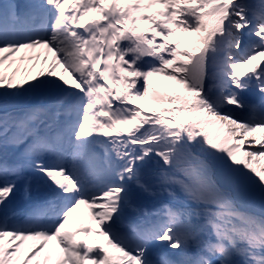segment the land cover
I'll return each mask as SVG.
<instances>
[{
  "label": "rangeland",
  "instance_id": "374dc122",
  "mask_svg": "<svg viewBox=\"0 0 264 264\" xmlns=\"http://www.w3.org/2000/svg\"><path fill=\"white\" fill-rule=\"evenodd\" d=\"M8 1H10L12 7V0H0V24L9 22V20L13 21V11L10 12L11 8L7 5ZM42 1L43 0H40L39 3ZM119 1L126 3L129 0ZM141 1L143 2L140 4L137 2V6L133 11V17L127 16L126 18H119L126 24L137 26L136 29L130 27L127 35L120 36L115 33L117 30L116 27L109 30H107V28H102L99 30L101 34H103V30L107 33L105 32L104 35H93L91 38L93 40H90L89 53L91 55V60L96 61L97 64L100 52L105 50L106 55L105 66L107 69L104 70L105 72L101 73L102 78L98 81L96 80L98 74H96L97 68L95 67V76L91 79L92 87L99 94L101 111L96 113L98 119L93 118L95 116L93 110L94 103L89 99L88 90L87 93L85 90L82 91L83 95H80L81 98L77 100L75 105L70 104L71 94H68L66 97H63L62 94H60V91H66V89H76L71 88V86L77 85L78 88L84 87H82V82L81 86L80 82L77 81L79 79L78 74L72 72L68 67V61L65 59L61 60L62 57L57 50L54 48L51 50V47H46L45 44H42L39 47H21L19 51L3 45V50H0L1 52H5L8 55L20 53L17 54L15 58H23L27 61V64L23 68H29L27 72L29 71L32 77L37 75L41 78L47 75L54 79L51 88L45 87L40 92L34 93V95L39 98L48 97V99L52 101V111L56 109L55 112H53L54 118L48 109H42V115L39 113L33 115L36 107L27 108V113L24 118L29 119L30 121H25L21 125L24 136L26 134H35L37 124L44 123L46 125L48 122H51V119L58 120L59 117H63L62 114H65V112L67 113V111H70L71 115L74 116L77 109L85 107L83 104L84 101H88L89 106L87 109L82 110V112H85L87 115L86 121L83 123V137L81 138V143H79V147L82 150H87L91 144H97V138L100 134L113 130L116 126L121 127L122 122L137 125L142 119V115H158L160 113L158 111L159 108L162 109V114L160 116H164V110H166L169 103V101L166 100L167 95L169 94L173 96L176 91L183 89L187 84V69L190 66L189 60L191 57L185 56V51L181 46L183 43L188 42L189 45H194L196 47L195 51L199 52V56L202 57L200 64H195L189 69V74L192 76L193 83L197 78L199 79L202 76V84L206 86L207 82L214 80L216 76L218 77V79H215V85L206 88L204 91L199 87L188 84L190 89L187 90L190 91H187V93L191 94L193 99H197V103H199L198 108L200 109V115H196L195 117L198 135V140L196 142H198L199 145L198 151L203 154L202 156L205 161L207 164L209 163L208 166L217 170L218 173L226 175L229 170V157L227 156V151L222 147L223 145H218V137L222 134L225 135L227 139L226 145H228V147H230L233 140L231 133L227 132L228 130L222 127V119L224 117L217 112V107H220L219 103H221V101H229L228 103L221 104V107L228 112L231 109L230 106L232 99L230 97V92H228L230 91V88L228 87L229 81L225 78V72L223 68H221V64L218 65L219 68L216 66L218 63H226V60L231 57V54L226 53V49H230V47L226 46V42L228 41L227 36L221 37L216 34L215 32L218 27L216 28L215 24H213L214 22L212 23L214 16L219 14L223 8V1L214 0L219 4V8L221 7L219 10L208 9V2L206 0H179L174 2L175 4L173 7H171V2L168 4L163 0ZM117 5L120 6L119 2L114 6ZM102 6V8L106 9L110 14L113 13L111 9L112 3L105 0V3H103ZM148 10H150L151 16L147 17L145 20L142 18L141 14H146ZM105 12L106 11L101 9L96 13L105 14ZM236 13L237 12L235 11L234 14ZM130 19H132V21H130ZM161 20H165V22L161 23ZM157 28L159 30L158 34L161 35L163 39L170 40V44H164V46L167 49H170L171 45L173 49H177V47L178 49L172 57H170L169 54L171 52L168 51V55L166 54L167 56L162 55L161 58H159L161 60L157 62L159 63V66L156 67L157 65H153V70L147 77L149 79H145L147 87L144 89L142 87L138 88L139 83L134 80L127 79L128 82L123 80L124 76L121 74V61L117 62L111 57L113 51H115L112 46L114 43L117 44L119 39L122 41V39H128V37H132V39L139 37L145 39L143 35L144 33H149L150 30L153 32ZM1 40L2 39L0 38V42ZM56 41L57 40H55L54 44ZM146 42H150V40L146 39ZM151 44L153 45L152 41ZM175 44H177V47L174 46ZM231 50H233V47ZM144 51L147 52L149 49L147 48L145 50L144 48ZM19 61V64H21V60ZM19 64L18 67L20 66ZM22 66L23 65H21V67ZM118 67H120V70L117 69ZM223 75L224 79L222 78ZM227 75L229 76V74ZM117 77L123 79L118 80ZM70 81L73 82L69 83ZM119 85L121 86L122 92L117 90ZM113 89H115L114 99L112 98ZM153 89H155V91ZM224 92H228L225 97L223 96ZM206 95L207 97L213 96L216 103L212 104V101H209V98L207 99ZM6 111L7 109H0V114L5 113ZM12 121L17 122L19 119L13 118V120L0 125L2 130L0 131L2 132L0 146L7 144L5 130L9 126H13L14 123ZM31 121L32 123L29 126V122ZM95 121H98L99 130L97 129V125H93ZM46 127V133L48 134L52 128L49 127V125ZM244 127H246V125H244ZM244 129H246L248 135H251V132L255 133V130L248 128V126ZM261 132L262 129L258 132V136H261ZM116 133L120 135L119 138L121 137V142H126L128 139H132V137L137 138L133 133L126 137L123 134H120L119 131ZM141 141L143 147L137 149V152L131 154V160L135 153L137 154V157L144 156L143 154L145 153V147L147 144L142 137ZM8 147H6V149H8ZM236 152H232L231 156H235ZM241 153L245 156L244 159L248 166L264 179V169L258 170L257 167L251 165V163L247 161L246 152L241 151ZM4 155H8L7 151L0 149V157ZM261 156L264 159V152ZM102 158L105 167L108 168L111 174L109 178L104 177V181L107 184L105 189H108L109 192L108 199L103 201V206L97 208L95 213L101 215V211L106 208L112 212L108 214L104 220L97 215L95 221H93V229L89 227V224L88 226H85L87 224L86 222H81L75 217L66 222L69 226L72 224L75 225V230H78L81 233H87L86 237L89 239V243L95 242L99 245H104L110 253L113 252L114 249L120 248V245L114 247L106 241H110L108 233L110 236L116 235L115 238L117 237L118 233L112 232L110 223L112 221L120 223L125 221L124 219L128 214L126 213L127 209L124 208L125 205H127L130 209L128 220H131V222L125 225L124 233L128 234L126 237H120L121 240L129 242L131 239H138V236H131V234H137V229L140 227L143 228L141 226L142 223H147L146 218H140L142 223L138 220L139 215L143 213L146 214V212L148 213L149 223L156 222L153 225L158 224V226L161 224L160 232L166 236L155 238L153 241H158L159 239V242L151 246L148 250L146 248L148 245L144 246L140 251L141 253H143L144 250L146 251L144 252V256L139 253V256L127 257L124 262L118 260L116 264H143V262L145 264L146 262L144 259L148 256L158 257L162 264H173L172 261H178V264H235L234 249L228 246L221 238V223L213 218L201 217L203 216L201 213H206V211L198 209L199 200L190 197L184 198L186 203H190L191 205L189 207V212H187V209L185 210V208L182 210L179 207L180 205L176 206V204L171 202L173 197L165 188L156 187L148 192L145 189L147 188L145 187L146 183L144 182L143 185L140 184L143 182V179L139 175L137 176L135 173L136 170H134L133 173L113 171L112 161L109 157ZM18 160L24 162L21 159ZM28 162H30V160H28ZM3 167V163L0 162V172L3 170ZM16 168L21 172L19 174L21 175L20 177L13 176L14 178L12 181L0 182V205L5 209L15 210L17 205L22 202L38 201L44 196L45 188L35 187L31 181H24V173L22 172L26 173L30 170H24L22 164H19V162H17ZM142 196L143 198H162L163 200L165 199V201L154 203L151 210H143L138 208V202L141 201L140 197ZM6 200L9 201L7 204ZM168 224L169 226L166 228V225ZM164 225L165 227H162ZM120 226L124 227L122 224H120ZM64 229L65 227L63 226L61 230L51 237L41 236L44 239L41 238L38 241L37 239L31 238L16 241L15 238L18 237L15 236L16 233L12 234L15 238L8 234H1L0 264H86L88 261L90 264H103V257L100 253V249L89 254L86 252V249L89 250V245L85 241L75 252L74 245H65V242H61L59 236H61ZM3 231L4 230L1 229V232ZM64 234L67 235V238L69 237V234H66V232H64ZM150 237L151 236L149 235L147 238ZM51 238L56 239L61 246L58 245L57 242L50 241ZM71 240H74V237H72ZM69 242L71 241H68V243ZM138 243L143 244L142 241H137L134 242V245H137ZM149 251H152V254H149ZM71 252H74L73 256L71 255ZM94 255H96L95 259L92 257Z\"/></svg>",
  "mask_w": 264,
  "mask_h": 264
},
{
  "label": "trees",
  "instance_id": "16d2710c",
  "mask_svg": "<svg viewBox=\"0 0 264 264\" xmlns=\"http://www.w3.org/2000/svg\"><path fill=\"white\" fill-rule=\"evenodd\" d=\"M38 82L26 68L19 69L15 57L0 53V100L15 99L20 93L29 100ZM158 122L149 132L156 149L154 154L151 148V159L163 167V175L173 179L177 200L184 202L182 194L201 200L200 209L206 211L201 214L222 223L221 237L233 243L239 262L251 250L249 244L259 247L256 249L264 257V187L260 179L242 161L231 163L227 175L218 173L203 163L190 124L170 116Z\"/></svg>",
  "mask_w": 264,
  "mask_h": 264
},
{
  "label": "bare ground",
  "instance_id": "6f19581e",
  "mask_svg": "<svg viewBox=\"0 0 264 264\" xmlns=\"http://www.w3.org/2000/svg\"><path fill=\"white\" fill-rule=\"evenodd\" d=\"M223 1V5L224 7L222 8V10L220 11L219 14L214 16V19L212 21L213 24H215L216 28L218 27V29L216 30V34H218L221 37H226L229 41V38L232 39V33H233V28L234 25L237 24L236 21L238 19H236V16L234 14V2L231 5H226L229 1L228 0H222ZM207 2H209L208 5V9L213 10V9H217L219 6L215 1H210L207 0ZM207 9V11H208ZM247 15V14H246ZM218 25V26H217ZM2 31H4L2 29ZM225 34H224V33ZM232 32V33H231ZM64 41L67 40L68 42L70 40L66 39V36H64ZM228 41L226 42V46H230V44L228 43ZM228 43V44H227ZM76 46H68L67 50L68 51H73L74 57L76 54V50H75ZM228 50V49H226ZM64 51V50H62ZM226 63L230 62V58H228L226 60ZM71 66L73 69H77V64L71 63ZM264 86V81L260 84L259 88ZM220 115H222L223 118L222 122L223 125L222 127L225 128L226 130H228L227 132H230L232 135V140L235 143H240V149L241 151L246 152V159L247 161H249L251 164H253L254 166L257 165L259 166V168H261V170L264 169V159L262 158V153L264 152V127L262 130V136H254V135H249L246 132L245 129L237 128L235 125V122H238L237 119H235L232 115H229V113L223 111L220 113ZM219 123V122H218ZM217 123V124H218ZM239 123V122H238ZM98 162H102L99 160V158H96Z\"/></svg>",
  "mask_w": 264,
  "mask_h": 264
}]
</instances>
